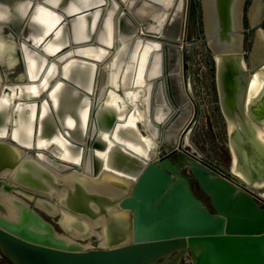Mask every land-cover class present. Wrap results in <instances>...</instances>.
<instances>
[{
	"label": "water",
	"instance_id": "obj_1",
	"mask_svg": "<svg viewBox=\"0 0 264 264\" xmlns=\"http://www.w3.org/2000/svg\"><path fill=\"white\" fill-rule=\"evenodd\" d=\"M21 1L26 15L0 26V39L10 45L13 53L7 65L2 64L0 56V101L6 103L0 124V252L14 264H180L187 252L192 253L193 264H264V141L257 139L246 118L248 115L255 123L264 121V92L247 106V114L243 107L247 78L264 72V56H253L256 39L264 40L262 10L255 22L249 18L253 0L247 7V29L242 20L246 0L241 2L239 27L232 25L233 0H214L216 30L209 35L202 0L201 7L205 38L215 65L220 112L223 118V108L230 117L237 116L243 133L239 147L244 167L254 174L257 187L230 169L220 172L191 141L198 108L190 78L185 75L183 51L182 79L193 106L190 111L188 101L179 99L184 106L183 117L190 120L183 124L177 141L166 143L160 156L140 161V168L132 175L99 170L92 161L98 149L96 113L110 90L101 79L106 74L103 66L115 45L114 40L110 45L97 40L102 20L108 19L113 32L120 15L135 26L130 46L136 49V69L145 44H155L151 53L160 58V44L172 43L169 46L174 48L179 44L175 38L181 34L183 48L189 0L183 29L179 22L169 36L164 28L168 14L160 31L147 24L150 15L160 9L152 0ZM38 9L49 12L56 22L49 28L41 26L35 20ZM79 21L83 25L82 38L72 30ZM256 30L246 61L243 36ZM237 32L241 35L239 44L230 54L225 46ZM47 46L52 50L47 52ZM83 49H100L101 55L85 56L79 53ZM24 51L39 60L32 76L27 74ZM72 56V64L81 63L92 73L84 76L71 69L68 75L61 74L60 67ZM174 61H178L177 52ZM178 71L176 66L170 73L174 76ZM160 74L162 71L151 79V91L160 84ZM32 86L36 94H27ZM55 86L66 89L71 100L80 99L85 104V124L76 139L61 127L51 107L48 93ZM178 93L180 90L174 94L179 97ZM158 107L151 101V111ZM19 109L30 110L27 144L13 136ZM42 109L53 122L54 135L77 153L76 161L60 158L53 141L34 145L40 139ZM129 113L126 110L122 118L112 122L109 135ZM134 131L137 134V128ZM186 133L187 143L183 144ZM190 180L196 181L208 197V205L194 194Z\"/></svg>",
	"mask_w": 264,
	"mask_h": 264
},
{
	"label": "bare ground",
	"instance_id": "obj_2",
	"mask_svg": "<svg viewBox=\"0 0 264 264\" xmlns=\"http://www.w3.org/2000/svg\"><path fill=\"white\" fill-rule=\"evenodd\" d=\"M85 1V0H82ZM159 6V11L150 15L147 22L148 26L153 30L162 28L165 16L168 14L167 24L164 26L166 36L174 30L180 22L183 11V0H152ZM204 7V22L207 34H212L216 29V21L213 14L214 0H202ZM242 0H233L231 5V17L233 27H239L240 6ZM0 4H7L14 7L17 4H23L21 0H0ZM262 10L264 16V2L261 0H253L249 9V18L251 22H255ZM142 11V10H141ZM140 11V13H141ZM145 12V10H144ZM16 17L14 20L19 19ZM35 20L45 28L51 27L56 18L49 12L38 9L35 13ZM178 26V25H177ZM82 22H76L72 25V30L77 38H82ZM135 26L124 16L120 15L116 18L114 32L107 18L103 19L100 25L97 40L103 44L110 45L114 40L115 45L109 52V61L104 62L103 67L106 69V74L101 77L105 79L107 88H110L106 95V99L99 106L96 113L97 137L96 144L98 149L92 156V161L99 170L104 168L115 170L117 172L132 175L140 168V161L144 158H151L156 155V150L159 142L164 141L167 144H172L177 141L179 136L174 135V131L178 132L179 128L189 119L183 117L182 109L184 106L180 100H187L192 110V106L188 96V91L183 84L181 76H172L171 70L179 67V58L177 63L174 61L176 52L180 56V40L181 34L175 39L178 41L176 47L169 46L172 43L160 41V58L156 54L151 53L155 44H145L139 55L137 68L136 64V49L135 46H130L132 34ZM114 34V35H113ZM3 32L0 31V38ZM240 33H234L230 45L225 46L230 54H233L239 44ZM224 47V48H225ZM52 46H47L46 51H51ZM80 54L92 58H99L101 50L83 49ZM12 49L8 43L0 39V56L2 64L7 65L12 58ZM27 74L32 76L38 65V59L32 54L23 52ZM253 56H264V40L257 38L253 50ZM217 65L219 64L218 54H215ZM74 56L67 59V63L62 65L61 74L68 75L71 69H76L78 73L84 76L90 75L92 69L80 64H72L71 60ZM160 59V60H159ZM77 60V59H76ZM178 64V65H177ZM9 67V66H8ZM11 68V66H10ZM9 71H11V69ZM160 74V84L151 91L149 85L152 83V78ZM58 79V78H57ZM240 79V78H239ZM74 81V80H73ZM76 83L79 84L77 79ZM188 89V87H187ZM178 93L179 97L174 94ZM27 94H36V89L32 86L26 90ZM264 92V72H255L250 75L245 84L243 107L247 114V106L258 99ZM220 97L222 94L219 93ZM53 112L58 119L61 127L65 128L71 138H78L81 135L82 128L85 124L86 111L85 104L82 100L73 101L70 99V94L66 89L60 86H55L49 93ZM151 101L153 105H159L157 111L150 110ZM0 124L2 121V108L6 105L5 100L0 101ZM223 108V106H222ZM129 110L127 118L122 125L116 126L114 131L109 135L110 125L116 118H122L124 112ZM224 120L227 131V145L230 150L229 169L239 178L257 187L258 181L254 179V174L244 167L243 156L239 147V136L243 133L236 115L230 117L225 108ZM40 120V139L35 140V146H43L46 140L53 141V149L57 155L67 161H76L77 153L74 149L67 147L62 140L54 135V126L51 118L46 115L45 110H41ZM29 116L30 110H18L16 112L15 124L16 129L13 136L22 144L28 143L29 136ZM248 125L257 139L264 141V121L255 123L246 115ZM10 113L8 119L10 120ZM167 125V126H166ZM169 127L171 129H169ZM137 128V134L134 129ZM176 128V129H173ZM167 130V133H164ZM142 135V136H141ZM188 133L183 138V144L187 143ZM128 151H130V154ZM129 154H128V153ZM69 179V178H68Z\"/></svg>",
	"mask_w": 264,
	"mask_h": 264
},
{
	"label": "rangeland",
	"instance_id": "obj_3",
	"mask_svg": "<svg viewBox=\"0 0 264 264\" xmlns=\"http://www.w3.org/2000/svg\"><path fill=\"white\" fill-rule=\"evenodd\" d=\"M248 5L251 0H247ZM187 0H183V11L180 18V29H183L184 17L187 10ZM248 11V9H247ZM243 14V28L249 27V20ZM264 28V22L260 24ZM245 32L242 42V52L247 61L256 34ZM179 58V74L182 79V51L186 78H190L194 100L198 108L196 123L191 133V141L200 151L202 157L216 168L227 171L230 164V151L227 145V131L225 120L220 112L215 83V65L213 54L205 38L201 0H189L188 16L186 23V38L182 42ZM183 81V79H182ZM189 100V99H188ZM190 101V100H189ZM191 103V101H190ZM191 106L193 104L191 103ZM191 118V117H190ZM186 121L184 126L189 122ZM184 126L178 130L177 136ZM166 148L164 141L159 142L156 154L160 156ZM194 194L209 204L208 197L203 193L196 181L190 180ZM58 230V229H57ZM60 231V230H58ZM91 244H94L91 239ZM0 264H14L7 256L0 252ZM181 264V263H180Z\"/></svg>",
	"mask_w": 264,
	"mask_h": 264
},
{
	"label": "clouds",
	"instance_id": "obj_4",
	"mask_svg": "<svg viewBox=\"0 0 264 264\" xmlns=\"http://www.w3.org/2000/svg\"><path fill=\"white\" fill-rule=\"evenodd\" d=\"M25 15V6L23 4H17L14 7L0 4V26L12 23L17 16L23 18ZM0 31H2V27H0Z\"/></svg>",
	"mask_w": 264,
	"mask_h": 264
},
{
	"label": "built area",
	"instance_id": "obj_5",
	"mask_svg": "<svg viewBox=\"0 0 264 264\" xmlns=\"http://www.w3.org/2000/svg\"><path fill=\"white\" fill-rule=\"evenodd\" d=\"M220 172H225V170L219 169ZM181 264H193V257L192 253L187 252L185 255H183L180 259Z\"/></svg>",
	"mask_w": 264,
	"mask_h": 264
},
{
	"label": "flooded vegetation",
	"instance_id": "obj_6",
	"mask_svg": "<svg viewBox=\"0 0 264 264\" xmlns=\"http://www.w3.org/2000/svg\"><path fill=\"white\" fill-rule=\"evenodd\" d=\"M248 1L246 0V2H245V6H244V15L246 14V11H247V7H248V3H247Z\"/></svg>",
	"mask_w": 264,
	"mask_h": 264
}]
</instances>
